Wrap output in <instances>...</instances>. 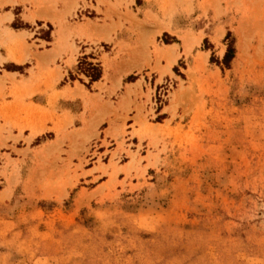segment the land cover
Segmentation results:
<instances>
[{"label": "rangeland", "instance_id": "374dc122", "mask_svg": "<svg viewBox=\"0 0 264 264\" xmlns=\"http://www.w3.org/2000/svg\"><path fill=\"white\" fill-rule=\"evenodd\" d=\"M45 1L22 0L63 33L94 12L111 23L104 41L129 26L138 46L126 68L139 82L98 96L81 130L55 117L56 136L33 142L45 126L25 137L26 126L14 136L0 125V264H264V0H148L145 11L134 0ZM12 13L0 15L4 48L10 29L31 28L23 8ZM30 55L47 72L49 59ZM78 67L65 81L91 89ZM53 72L60 80L62 67Z\"/></svg>", "mask_w": 264, "mask_h": 264}, {"label": "crops", "instance_id": "0c3cea01", "mask_svg": "<svg viewBox=\"0 0 264 264\" xmlns=\"http://www.w3.org/2000/svg\"><path fill=\"white\" fill-rule=\"evenodd\" d=\"M14 1L15 4L5 6L6 10H10H1L0 15H9L13 10L21 7L23 8L21 17L24 24L31 26L30 29L21 28L16 31L10 29L11 33L17 38L12 40L6 48L0 46V55L6 58V62L0 67V92L1 87L4 86L2 93L5 94L4 97H0V125L5 126L6 129H8V125L14 136L20 134V127L26 126L23 129V135L28 137L31 134V130L27 126L31 125L34 127L38 126L39 128L46 127L43 133L38 134L33 139V142L38 138L47 136V134L55 135L54 122L48 121L52 118L55 121L57 119L55 117L61 120L72 119L73 128L81 130L86 127L85 124L80 123L82 117L86 115L89 118V115L95 108V105L91 104V102L97 104L98 96H102L103 98L110 96L113 98L119 95V91L122 95H126L127 88L139 82V80L125 82L128 77L136 72L133 71V67L127 69L126 66L130 64L132 52L138 46L135 42V36L129 32V26H126V29L122 31L118 30L115 34H112L110 42L104 41L97 34H102L104 31L109 30L110 28H104V26L109 27L111 23L107 22L105 24L103 22L105 17L94 12L93 16L95 17L93 18L87 17L82 19L79 17L78 20H72L69 31L63 33V26H59L56 22L48 19L46 7L32 10L31 8L28 9V5L32 3L25 4L22 0ZM134 1V4H131L132 10H134L133 5L137 10H146L144 8H146L148 0H143V5H137V0ZM40 3L43 4L42 1ZM95 3H97L96 0ZM26 9L30 10V13L26 12ZM101 11L104 13L106 10L103 8ZM24 17L33 18L34 24L30 19H25ZM98 20L101 22H97ZM114 20L116 23L117 19ZM14 21H16L15 14L11 21L3 26L10 27ZM50 26L53 27L50 40L41 38L42 30L49 29ZM61 35L62 37L60 38ZM159 37L155 39L157 44ZM72 43L78 49V53L75 63L69 66L67 61L71 58ZM102 44L110 45V51H100L98 46ZM176 45L179 54L183 55V46L179 43H171L170 47L172 48ZM27 49L33 54L39 53L42 55V58L49 59L47 72L41 71L40 60L34 59L32 55L27 60H22L24 52ZM149 49L152 53L155 52L153 47ZM55 55L57 56L56 60L53 59ZM84 57H87V61L100 64L103 69L101 80L93 83L91 89H87L81 84L65 81L69 73L77 69L81 59ZM58 67H62L63 69L62 77L60 80H53L51 74ZM123 68L127 69L125 72H133L121 75L120 70ZM82 77L88 80L83 74ZM106 79L108 82H106ZM118 79L120 80V87L113 92L112 81L118 86ZM62 82L64 83L63 85H61ZM104 85L105 87L101 88ZM78 87H83L88 93L87 96L78 95ZM142 91L145 93V87L143 86ZM105 123L108 124V119L104 120L101 125ZM133 125L134 123H127L129 133ZM105 130L100 131V137H105ZM108 141L112 142L111 138ZM22 143V140L18 142V144ZM11 144L12 142H9V145Z\"/></svg>", "mask_w": 264, "mask_h": 264}, {"label": "trees", "instance_id": "16d2710c", "mask_svg": "<svg viewBox=\"0 0 264 264\" xmlns=\"http://www.w3.org/2000/svg\"><path fill=\"white\" fill-rule=\"evenodd\" d=\"M50 31H52L51 27H50ZM230 36L231 35L228 34L227 38H229ZM47 39L50 40V35H48ZM234 57H235V50L231 45H229L228 50H227V52L224 56V59H223V65L228 67L230 65V63L233 61ZM78 66H79L78 69H79L80 73L85 75L89 79V84L87 85L88 88H90V86L93 83L101 80V78L103 76V69H102L100 64H93L91 62H87V57H84L83 59H81ZM135 79H136V77L131 76L126 81L132 82Z\"/></svg>", "mask_w": 264, "mask_h": 264}, {"label": "bare ground", "instance_id": "6f19581e", "mask_svg": "<svg viewBox=\"0 0 264 264\" xmlns=\"http://www.w3.org/2000/svg\"><path fill=\"white\" fill-rule=\"evenodd\" d=\"M170 61L172 62V59H170Z\"/></svg>", "mask_w": 264, "mask_h": 264}]
</instances>
